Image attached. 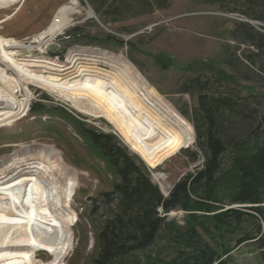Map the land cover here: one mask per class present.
<instances>
[{
    "label": "rangeland",
    "instance_id": "1",
    "mask_svg": "<svg viewBox=\"0 0 264 264\" xmlns=\"http://www.w3.org/2000/svg\"><path fill=\"white\" fill-rule=\"evenodd\" d=\"M69 1L21 0L10 8H0V35L26 41L25 44L29 45L34 36L52 23L58 9ZM79 3L82 13L73 17L76 24L53 41L59 49L53 52L48 50L44 55L38 50H22L21 57L46 56L65 63L68 53L74 48L122 55L192 125L195 141L163 164L148 165L129 149L105 120L78 114L68 105L31 86L34 98L28 116L15 122L12 127L0 128V166L21 144H41L58 151L66 165L76 172L78 185L71 205L78 216L73 227L75 245L64 264H91L98 257L99 230L109 209L103 199L97 203L95 200L102 193L113 190L117 183L115 170L92 145L85 130L114 135L120 146L144 162L153 183L160 190L161 186L154 176H164L170 192L187 174H196L204 162L203 157L196 162L191 159V154L199 151L192 122L199 108L200 91L190 87L189 92H184L182 87L192 79H199L203 83L210 81L209 95H226L227 89H234L235 96L241 94L242 97H250L252 93L264 95V71L261 69L262 60L255 56L256 49L238 42L231 35L237 24L252 21L242 14V11H247L243 2L242 7L227 0H105V4L104 0H79ZM89 9L95 12L96 18L90 17ZM252 22L258 24L248 25L264 34V23ZM232 54H235V61L226 64ZM247 57L255 65L250 66ZM3 68L7 69L5 66ZM221 71L235 79H220L221 84L217 83ZM246 72L253 80L245 78ZM8 74L15 75L10 70ZM255 106L264 110V102L261 105L250 103V108L254 109ZM261 206L264 209V203ZM225 207L236 209L241 206L227 204ZM184 216V212L174 211L168 221L175 220L182 224ZM260 223L264 228V216ZM13 229L10 220H0V246L13 243ZM150 250L164 260L176 257L171 243L162 237L155 241ZM51 253L48 245L36 247L38 261L48 263L52 260ZM136 258L145 262L142 252ZM227 264H264L263 246L259 242L244 244L231 253Z\"/></svg>",
    "mask_w": 264,
    "mask_h": 264
},
{
    "label": "bare ground",
    "instance_id": "2",
    "mask_svg": "<svg viewBox=\"0 0 264 264\" xmlns=\"http://www.w3.org/2000/svg\"><path fill=\"white\" fill-rule=\"evenodd\" d=\"M20 1L0 0V8ZM81 13L79 0H70L29 45L0 35V128L12 127L28 116L32 86L78 114L105 120L148 165H161L190 147L195 141L192 125L124 56L74 48L65 63L46 56L21 57L22 50L44 55L50 45L59 49L53 41L73 27V17ZM88 14L95 18L91 9ZM154 180L164 193L169 191L164 176L155 175ZM77 185L76 172L58 151L45 145L21 144L4 161L0 166V220L12 222L14 241L0 246V264H64L75 245L73 227L78 216L71 205ZM45 245L52 251L48 263L36 259V247Z\"/></svg>",
    "mask_w": 264,
    "mask_h": 264
},
{
    "label": "trees",
    "instance_id": "3",
    "mask_svg": "<svg viewBox=\"0 0 264 264\" xmlns=\"http://www.w3.org/2000/svg\"><path fill=\"white\" fill-rule=\"evenodd\" d=\"M227 1L241 7L244 3L247 11L242 14L264 23V0ZM248 24H237L231 35L256 49L264 71V34ZM234 56L226 64H232ZM246 59L255 65L250 57ZM220 73L219 84L235 79ZM244 75L253 80L248 72ZM210 84L192 79L182 87L184 92L190 87L200 91L192 122L200 152H193L191 159L196 162L203 157L204 162L196 174L176 183L168 197L153 183L144 162L120 146L114 135L85 130L117 176L113 190L95 200L103 199L109 214L99 230L98 257L91 264H227L231 253L244 244L259 242L264 249L260 223L264 216V110L250 108L251 102L261 105L264 95L235 96L234 89H227L226 95H209ZM227 204L241 207L226 209ZM174 211L185 213L182 224L168 221ZM159 237L171 243L174 259L164 260L151 252ZM140 252L144 263L136 258Z\"/></svg>",
    "mask_w": 264,
    "mask_h": 264
},
{
    "label": "water",
    "instance_id": "4",
    "mask_svg": "<svg viewBox=\"0 0 264 264\" xmlns=\"http://www.w3.org/2000/svg\"><path fill=\"white\" fill-rule=\"evenodd\" d=\"M93 12H94V11H93ZM94 14H95V12H94ZM95 18H96V17H95ZM248 23L251 24V25L258 24V23L252 22V21H248ZM48 50H49L50 52H53V51H54V47H53V45H50L49 48H48ZM161 193L164 195V197H168L169 194H170V192L164 193L162 190H161Z\"/></svg>",
    "mask_w": 264,
    "mask_h": 264
},
{
    "label": "built area",
    "instance_id": "5",
    "mask_svg": "<svg viewBox=\"0 0 264 264\" xmlns=\"http://www.w3.org/2000/svg\"><path fill=\"white\" fill-rule=\"evenodd\" d=\"M48 51H46L45 53H47ZM19 98H22V96H20ZM30 105H31V102H30ZM30 105H29V110H31V107H30ZM28 110V111H29Z\"/></svg>",
    "mask_w": 264,
    "mask_h": 264
}]
</instances>
